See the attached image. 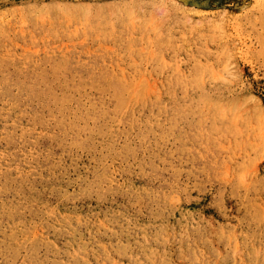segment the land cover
Wrapping results in <instances>:
<instances>
[{
    "label": "rangeland",
    "instance_id": "1",
    "mask_svg": "<svg viewBox=\"0 0 264 264\" xmlns=\"http://www.w3.org/2000/svg\"><path fill=\"white\" fill-rule=\"evenodd\" d=\"M0 264H264V0H0Z\"/></svg>",
    "mask_w": 264,
    "mask_h": 264
},
{
    "label": "bare ground",
    "instance_id": "2",
    "mask_svg": "<svg viewBox=\"0 0 264 264\" xmlns=\"http://www.w3.org/2000/svg\"><path fill=\"white\" fill-rule=\"evenodd\" d=\"M85 11H86V10H85ZM85 11H84V12H85ZM82 12H83V11H82ZM82 16H83V15H82ZM85 19H86V18H85ZM85 21H86V20H85ZM102 26H103V25H102Z\"/></svg>",
    "mask_w": 264,
    "mask_h": 264
}]
</instances>
